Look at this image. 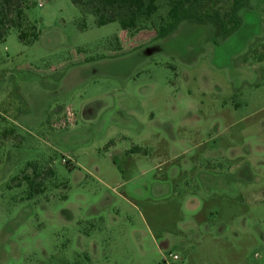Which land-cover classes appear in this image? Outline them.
<instances>
[{
	"label": "rangeland",
	"instance_id": "374dc122",
	"mask_svg": "<svg viewBox=\"0 0 264 264\" xmlns=\"http://www.w3.org/2000/svg\"><path fill=\"white\" fill-rule=\"evenodd\" d=\"M173 2L124 31L14 0L0 264H264V0H201L170 27Z\"/></svg>",
	"mask_w": 264,
	"mask_h": 264
},
{
	"label": "trees",
	"instance_id": "16d2710c",
	"mask_svg": "<svg viewBox=\"0 0 264 264\" xmlns=\"http://www.w3.org/2000/svg\"><path fill=\"white\" fill-rule=\"evenodd\" d=\"M71 2L83 11H90L95 16L99 27L119 22L124 31L135 29L140 20L150 19L158 10L157 0H71ZM200 3L201 0H174L169 13L171 19L169 26L184 19H197L192 9ZM239 6L240 1H235L230 12L225 16H230L231 22L232 20L235 22L232 29L239 24L236 16ZM123 12L127 13V18L121 20L118 16ZM22 17L21 5L16 6L14 0H0V44L6 40L11 29L18 28L17 21ZM225 17L216 13L208 15L206 19L217 20L222 29L227 31ZM166 30L167 28H162L159 33L163 35ZM18 37L23 44L30 46L38 40L39 35L34 34L30 42L25 40L23 34Z\"/></svg>",
	"mask_w": 264,
	"mask_h": 264
},
{
	"label": "built area",
	"instance_id": "2783aa9c",
	"mask_svg": "<svg viewBox=\"0 0 264 264\" xmlns=\"http://www.w3.org/2000/svg\"><path fill=\"white\" fill-rule=\"evenodd\" d=\"M42 6V4H40V7ZM70 113V112H69ZM170 258H172L173 261H180V258L177 255H170ZM163 264H171L170 261L166 258L163 262Z\"/></svg>",
	"mask_w": 264,
	"mask_h": 264
}]
</instances>
